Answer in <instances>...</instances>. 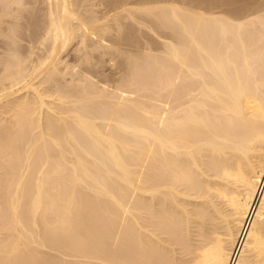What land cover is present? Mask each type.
Instances as JSON below:
<instances>
[{"label":"bare ground","instance_id":"obj_1","mask_svg":"<svg viewBox=\"0 0 264 264\" xmlns=\"http://www.w3.org/2000/svg\"><path fill=\"white\" fill-rule=\"evenodd\" d=\"M0 264H264V0H0Z\"/></svg>","mask_w":264,"mask_h":264},{"label":"rangeland","instance_id":"obj_2","mask_svg":"<svg viewBox=\"0 0 264 264\" xmlns=\"http://www.w3.org/2000/svg\"><path fill=\"white\" fill-rule=\"evenodd\" d=\"M98 2L100 1V0H97ZM201 0H194V2L195 3H199ZM144 27V26H143ZM142 27V30H143V34L142 33H139V39L141 40V42H143L142 44H143V46H144V50L143 51H145L146 50V47L149 45V43L147 42V40L148 41H152L153 43H154V45H155V47L153 48V51L154 50H158L159 48L157 47V46H159L160 44H161V42H162V37H160L156 32H154V31H152V30H150V29H148L147 27H145V28H143ZM110 36V35H109ZM150 39V40H149ZM76 46V44L74 45V46H70L71 48L68 50V52H66L67 54H65V57L68 59V60H70V61H73L74 59H75V57L77 56V51H75V49H74V47ZM102 49V48H101ZM111 49V48H110ZM98 50H100V49H97V50H93L94 52H93V54H96L97 53V55H98ZM113 50V49H112ZM111 50V51H112ZM113 52V51H112ZM101 53V52H100ZM99 53V57L97 58V55H96V57H95V55H94V61L97 59L98 60V64L96 63V64H94L93 62V64H92V66L93 67H95V65H98L97 67H95V68H99L98 70H100L101 71V73L100 72H97V74H100V76L102 75L103 76V74H107L108 75V77H112V75H113V77H112V79H115L117 76H120L121 74H122V72H123V67L125 66V63H127V61H126V59H125V57H123L124 55L122 54H117V58L114 60V61H111L109 58H110V54L111 53H109V52H107V53H105L104 55H101ZM102 56V57H101ZM101 57V61H99L100 58ZM122 57H123V59H122ZM124 61H122V60ZM122 61L123 63V65L121 64V63H119L120 61ZM126 61V62H125ZM87 64V63H86ZM121 64V65H120ZM88 66H90V65H88ZM91 66V67H92ZM121 66V67H120ZM123 66V67H122ZM112 74V75H111ZM116 76V77H115ZM115 77V78H114ZM114 81V80H113ZM113 81L111 82L112 84H113ZM109 83H110V81H109ZM110 83V84H111Z\"/></svg>","mask_w":264,"mask_h":264}]
</instances>
